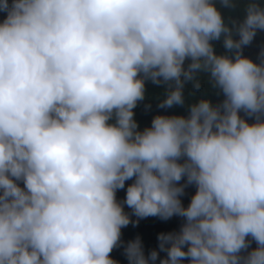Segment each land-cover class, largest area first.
Here are the masks:
<instances>
[{
	"label": "clouds",
	"instance_id": "obj_1",
	"mask_svg": "<svg viewBox=\"0 0 264 264\" xmlns=\"http://www.w3.org/2000/svg\"><path fill=\"white\" fill-rule=\"evenodd\" d=\"M217 4L0 0V264H264V0Z\"/></svg>",
	"mask_w": 264,
	"mask_h": 264
},
{
	"label": "trees",
	"instance_id": "obj_2",
	"mask_svg": "<svg viewBox=\"0 0 264 264\" xmlns=\"http://www.w3.org/2000/svg\"><path fill=\"white\" fill-rule=\"evenodd\" d=\"M214 2H215V0H214ZM236 3H237V6L231 8V9L221 8V7H219V4L216 5L218 10L221 13L222 18L225 19V22H227L229 19H232V20H235V21L239 22L242 19V16H243L242 6H243V3H244V0H236ZM4 15H5V13H1L0 14V20L4 19ZM233 39H238V35H233ZM210 43H212V45H213L214 54H217V55L225 54V50L223 49V47H222V45H221V43L219 41H212ZM261 47H264V31L257 30L256 34L252 38L251 42L248 45H246V46H242L241 55L243 57L248 58L253 63H257L258 62V53H259ZM185 62H186V65H187V63L189 61L185 60ZM201 77H206V76L201 74ZM188 87H191L190 83H188ZM199 93L188 92V95L189 96H196L195 94H199ZM241 114H242L243 118H245L246 122H249L250 120H252L251 117H245L243 113H241ZM194 190H195L194 187L185 188L184 189V194H183L185 196H182L181 199L190 198V196L194 193ZM116 194L119 195V196H116V200L118 202H123L125 194H123V192L120 189L116 191ZM124 206H126V205L122 204V208ZM123 211L129 215L130 223H129L128 227L131 226V227L135 228V226H142V225H145V224L147 225L146 222L152 223L154 221L156 222L157 220H159L158 223H162V222L165 221V220L159 219L158 217H146V218H143V219H138V222L136 223V225L133 226L131 221L137 220V218L131 215V209L123 208ZM177 229H179V228H173L172 230L168 229L167 231H164L162 233L175 232ZM131 230H133V229H131ZM134 230H136V229H134ZM245 239L249 242L248 249L244 250L246 252V251L251 250L253 248V246L255 245V241L251 240L250 237H246ZM157 251L160 252L158 250V248H157ZM241 254H244V253L242 252ZM160 258H166V257L165 256H157V260L158 261H159ZM183 261L184 262L181 261L182 262L181 264H188L187 258H184Z\"/></svg>",
	"mask_w": 264,
	"mask_h": 264
},
{
	"label": "bare ground",
	"instance_id": "obj_3",
	"mask_svg": "<svg viewBox=\"0 0 264 264\" xmlns=\"http://www.w3.org/2000/svg\"><path fill=\"white\" fill-rule=\"evenodd\" d=\"M152 85H151V83L150 82H145V89L147 90L149 87H151ZM184 86H188V83L187 84H185ZM149 91H145V94H147ZM163 94H164V90H162V91H159L158 93H157V95H162L163 96ZM183 94V96L184 97H188L189 95H188V93H182ZM222 96V95H221ZM157 103H159V100H157L156 102H155V104H157ZM175 106V105H174ZM182 114H185V113H182ZM240 114V113H239ZM165 115H167V113H165ZM245 119V118H244ZM252 122V120H250L248 123H251ZM20 186L22 187V183H20ZM178 230L179 229H177L175 232H178ZM182 250H184V249H182Z\"/></svg>",
	"mask_w": 264,
	"mask_h": 264
}]
</instances>
